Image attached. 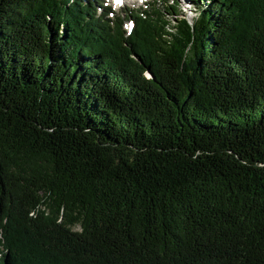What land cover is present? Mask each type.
<instances>
[{
	"label": "trees",
	"instance_id": "1",
	"mask_svg": "<svg viewBox=\"0 0 264 264\" xmlns=\"http://www.w3.org/2000/svg\"><path fill=\"white\" fill-rule=\"evenodd\" d=\"M157 1L0 0V264H264V0Z\"/></svg>",
	"mask_w": 264,
	"mask_h": 264
},
{
	"label": "rangeland",
	"instance_id": "2",
	"mask_svg": "<svg viewBox=\"0 0 264 264\" xmlns=\"http://www.w3.org/2000/svg\"><path fill=\"white\" fill-rule=\"evenodd\" d=\"M105 5L107 8L110 9L109 13H111L110 17L111 18H116L117 16H120V10L122 8H131V9H137L141 8L143 10H148L149 7L154 2H158L157 0H126L124 2V5L121 7H116L114 4H111V2L104 1ZM180 3V8H179V15L185 17L188 21H191L192 17H194V14H196V7L193 5H190L186 2V0H179ZM161 6V4H159ZM130 24L128 21H126L125 25L123 28L126 30L127 33H129V28ZM78 227H75L73 230L78 231Z\"/></svg>",
	"mask_w": 264,
	"mask_h": 264
},
{
	"label": "snow or ice",
	"instance_id": "3",
	"mask_svg": "<svg viewBox=\"0 0 264 264\" xmlns=\"http://www.w3.org/2000/svg\"><path fill=\"white\" fill-rule=\"evenodd\" d=\"M115 2H116V3H119V2H120V0H115Z\"/></svg>",
	"mask_w": 264,
	"mask_h": 264
}]
</instances>
